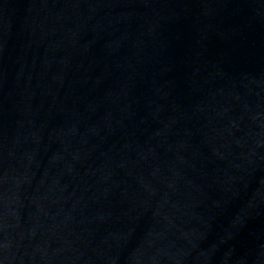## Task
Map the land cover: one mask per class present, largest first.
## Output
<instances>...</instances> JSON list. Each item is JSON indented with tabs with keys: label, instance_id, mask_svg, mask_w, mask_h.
Returning <instances> with one entry per match:
<instances>
[{
	"label": "water",
	"instance_id": "water-1",
	"mask_svg": "<svg viewBox=\"0 0 264 264\" xmlns=\"http://www.w3.org/2000/svg\"><path fill=\"white\" fill-rule=\"evenodd\" d=\"M0 264H264V0H0Z\"/></svg>",
	"mask_w": 264,
	"mask_h": 264
}]
</instances>
